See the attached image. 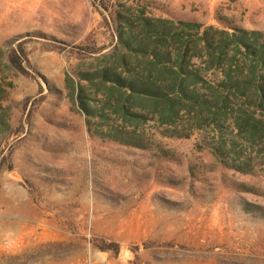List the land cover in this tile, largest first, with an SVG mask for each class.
Listing matches in <instances>:
<instances>
[{
  "label": "rangeland",
  "instance_id": "1",
  "mask_svg": "<svg viewBox=\"0 0 264 264\" xmlns=\"http://www.w3.org/2000/svg\"><path fill=\"white\" fill-rule=\"evenodd\" d=\"M185 22L218 49L210 27L264 47V0H0V264H264V115L154 105L105 81L158 78L141 37L163 34L175 65ZM232 62L234 80L264 84Z\"/></svg>",
  "mask_w": 264,
  "mask_h": 264
},
{
  "label": "trees",
  "instance_id": "2",
  "mask_svg": "<svg viewBox=\"0 0 264 264\" xmlns=\"http://www.w3.org/2000/svg\"><path fill=\"white\" fill-rule=\"evenodd\" d=\"M142 20L146 26L150 23L148 19L143 18ZM155 22L161 24L165 21L156 19ZM127 23L125 20V24ZM181 25L188 30L182 29L185 31L182 33V37L176 38L178 46L175 48L177 53L175 65L164 66V59L160 54L166 55L168 52L167 46L161 44V40L164 38L160 32L149 27V30H145L141 37L142 46L137 44L140 47L136 50L138 53L155 57V60L163 66L157 67L154 63V66L158 68V78L136 75L120 80L118 76L111 74L105 81L124 89L129 97L135 96L139 100L154 105L163 103L171 108L175 106L187 108L201 102L207 104L209 108L216 107L224 110L225 115L238 112L235 120L240 119L242 114L246 115V111L250 107L264 115V84L256 86L251 91L249 86L252 79L241 82L234 80L231 75L234 71L232 67L236 65L232 60L237 59L238 56L243 60H248L253 68L259 67L260 71L264 73V47H257L255 44L261 34L239 28H232L233 33H228L210 27V30L226 38L228 45L232 47L231 62L224 68L222 58L227 57L228 45L222 49L212 47L204 35H199L201 25L192 22L181 23ZM203 34H206V31ZM176 36L181 35L177 34ZM203 40H205L204 47L198 49V44ZM202 50H206L207 54H203ZM215 53H217L216 57ZM192 58L200 59L202 67H194L193 64H190ZM213 69L221 71L224 76L221 81L214 84L205 79L206 73ZM162 70L170 75L168 81L166 78L160 77ZM234 105H237L238 108L234 109ZM170 117L171 114L164 113L162 119ZM237 169L241 171L243 168Z\"/></svg>",
  "mask_w": 264,
  "mask_h": 264
}]
</instances>
